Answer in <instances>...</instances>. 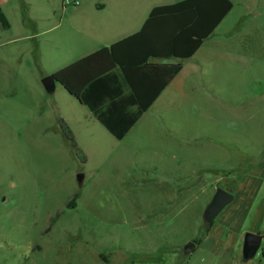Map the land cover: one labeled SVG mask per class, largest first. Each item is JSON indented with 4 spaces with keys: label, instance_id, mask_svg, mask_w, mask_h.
<instances>
[{
    "label": "rangeland",
    "instance_id": "rangeland-1",
    "mask_svg": "<svg viewBox=\"0 0 264 264\" xmlns=\"http://www.w3.org/2000/svg\"><path fill=\"white\" fill-rule=\"evenodd\" d=\"M7 1L0 8L10 29L0 26V45L14 43L0 47V264H264V186L242 234L263 236L254 257H242V241L231 260H224L228 253H183L202 236V214L215 190L238 183L251 168L247 160L238 168L240 159L208 143L232 139L227 129L237 120L238 141L252 159L261 152L262 103L237 107L233 117L226 100L239 101L254 90L251 82L264 80V0H231L230 15L195 58L196 67L207 66L209 82L198 92L206 98L211 86L216 100L198 101L195 116L153 112L123 142L59 84L48 93L41 80L111 41L107 32L135 0H123V11L110 0L105 12L98 10L105 0ZM74 1L79 7L68 5ZM245 1L257 12L247 19ZM239 28L244 36L224 39ZM214 55L207 64L198 60ZM227 57L249 65L226 72ZM107 61L100 53L82 71ZM74 195L75 207L66 208Z\"/></svg>",
    "mask_w": 264,
    "mask_h": 264
},
{
    "label": "trees",
    "instance_id": "trees-1",
    "mask_svg": "<svg viewBox=\"0 0 264 264\" xmlns=\"http://www.w3.org/2000/svg\"><path fill=\"white\" fill-rule=\"evenodd\" d=\"M232 6L230 0H181L155 6L137 32L109 46L106 66L83 73V62L96 52L53 76L114 139L122 140L182 69L181 62L152 60L190 59ZM0 26L4 30L10 27L1 8ZM63 134L74 144L70 131ZM76 198L74 195L66 208L73 209ZM213 223L205 225L202 236L191 242L199 245ZM261 255L264 258V250Z\"/></svg>",
    "mask_w": 264,
    "mask_h": 264
},
{
    "label": "crops",
    "instance_id": "crops-1",
    "mask_svg": "<svg viewBox=\"0 0 264 264\" xmlns=\"http://www.w3.org/2000/svg\"><path fill=\"white\" fill-rule=\"evenodd\" d=\"M178 1L181 0H172L159 5H150L149 0H135V6L129 9L128 12L129 14L128 13L122 14L121 18L117 19L119 20V22L116 21L113 24L114 26H116V28L110 29V31L107 32L109 36H115V37L106 44H100L99 46H97L95 49L91 50L84 56H81V58L79 59H82L96 52H98L97 55L104 52L106 53V56L108 58L109 46L112 43L137 32L143 25L145 19L147 18L149 12L153 7L161 6V5H169L176 3ZM7 3H8L7 0H0V6L1 4H7ZM62 3H64V1H62ZM104 3L105 4L103 5H99L98 7L99 12H105L107 7H109L112 4L110 0L109 1L105 0ZM124 3L125 2H123V0H115V8L118 7L119 10L121 9L123 11L121 5H123ZM233 7L234 6H232V9ZM232 9L222 20V22L218 25V27L214 30V32L210 35V37L213 36L215 32L223 25L228 15H230ZM254 13L257 12L251 10L250 7L247 5V2L245 1L243 18L247 19L249 18V15H253ZM104 26H108L107 21L106 23H104ZM8 29H10V27ZM243 32H244L243 28H239L238 30H234L233 32L229 31L225 34L224 39L228 40L234 37L236 38L237 36H242ZM12 43L14 42L10 41L8 43L0 45V47H2L3 45L7 46ZM204 43L198 49V51L188 60H177V59L152 60L158 63L181 62L182 69L172 79V81L164 88V90L160 93V95L150 106V108L140 117V119L136 122V124L129 130L127 135L122 140H119V142L128 140V138L131 136L137 124L141 122V120H143L146 116H150V114H152L153 112H157L159 116L165 117V119L166 116L168 117L169 115H177L182 117L195 116L196 114L199 113V111H201L200 107H195L199 104L198 101L205 99L208 103H212L216 100L218 91L212 88L211 86L206 87L207 90L204 95L206 98H204L203 95L200 94V92H198V89H201L202 87L201 85L203 83H209L207 80L208 78H206L207 74L204 73V67L207 66L203 67L201 65L200 67L197 65L196 67L197 63H195L196 61L195 58L197 54L201 50H203ZM215 57L217 56L214 55L209 57H202L199 58L198 60L199 61L203 60L205 61V64H207L208 61H211V59H214ZM223 64L226 65V72H234L235 69L245 70L249 65V63L245 61L241 62V64H235V62H233V60H230L229 57H227L226 60H223ZM251 83H253L254 90L250 91L248 96H243L239 101L238 100L235 101L232 99L226 100L227 105L229 106V111H227V113L232 114L233 117H236V113H240V110L238 111L236 109L237 107L239 108H241V106L244 107L247 104L251 103V101L252 104L254 102L262 103V105L260 106L261 107L260 113L264 114V80L254 81ZM209 88H211V90H208ZM196 101L197 103L195 104ZM235 121L236 122L232 123L230 125L231 127L227 129L228 132L234 134L232 136V139L223 143L216 140L215 144L214 142H209L208 144L212 145V147L218 151L225 150V152H227L226 154L228 155V157L235 156L238 159H240V162H238L240 163L238 165V168L240 167V165H242L243 160H247L248 162H250L249 164L251 165V168L249 172H247L238 183L232 184L229 188H223L224 190L232 189L233 200L229 205L225 207L226 208L224 209L225 211L223 213L220 212L221 213L220 216H217L215 218L214 223L210 228L209 232L203 237L200 244L195 245L193 249V250L198 249L201 252L212 254L217 257L221 256L223 253H228L229 258L223 257L224 260H231L233 254L238 249V245L240 244V241H243L242 234L245 231L244 230L245 223L247 219H249L251 216L253 217V215H255L258 212L256 203L261 194V190L264 186V142L258 148L259 150H261V152H258L257 159H252L251 158L252 155H250V152L245 150L243 144H241L243 143V140L242 142L238 141L240 136H237V133L235 132H237L238 130L242 131L243 129H239L238 128L240 127L239 123L237 120ZM244 125L245 123H242L241 127H244ZM166 131L174 132L175 130H173L170 126H166ZM179 137H180L178 140L179 143L182 142L180 141V139L186 141L187 138L186 136L182 135ZM200 139L203 138L201 137ZM223 168L225 167H221L222 169L221 171H227V172L232 171V169L229 168L223 169Z\"/></svg>",
    "mask_w": 264,
    "mask_h": 264
},
{
    "label": "water",
    "instance_id": "water-1",
    "mask_svg": "<svg viewBox=\"0 0 264 264\" xmlns=\"http://www.w3.org/2000/svg\"><path fill=\"white\" fill-rule=\"evenodd\" d=\"M41 84L46 92L52 93L55 89V84H58L53 74L44 77L41 80ZM78 180H81L82 175H79ZM233 200L232 189L224 190L217 188L205 207L202 218L205 225L212 223L219 213L229 205ZM263 236L259 233H245L242 241V257L244 259H250L254 257L260 249ZM195 244L189 242L183 249L184 254H190L194 249Z\"/></svg>",
    "mask_w": 264,
    "mask_h": 264
},
{
    "label": "built area",
    "instance_id": "built-area-1",
    "mask_svg": "<svg viewBox=\"0 0 264 264\" xmlns=\"http://www.w3.org/2000/svg\"><path fill=\"white\" fill-rule=\"evenodd\" d=\"M67 3V2H66ZM68 5H72V6H78V1H74V2H72V3H70V4H68Z\"/></svg>",
    "mask_w": 264,
    "mask_h": 264
}]
</instances>
